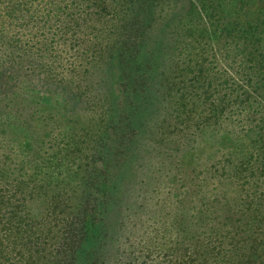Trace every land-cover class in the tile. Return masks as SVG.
<instances>
[{
  "label": "rangeland",
  "instance_id": "374dc122",
  "mask_svg": "<svg viewBox=\"0 0 264 264\" xmlns=\"http://www.w3.org/2000/svg\"><path fill=\"white\" fill-rule=\"evenodd\" d=\"M77 6L0 0V182L28 186L10 187V201L0 204V264H181L216 214L205 195L221 202L222 190L234 188L222 180L209 189L216 178L203 179L209 162L200 153L218 154L219 146L196 143L194 162L184 155L198 130L165 107L159 84L167 85L169 69L150 86L160 88L150 94L154 105L131 121L117 67L91 46L103 33ZM71 8L72 19L61 11ZM74 18L84 24L77 32L69 28ZM215 64L220 94L221 79L234 76ZM189 100L180 108L203 113ZM243 125L220 126L242 132Z\"/></svg>",
  "mask_w": 264,
  "mask_h": 264
},
{
  "label": "trees",
  "instance_id": "16d2710c",
  "mask_svg": "<svg viewBox=\"0 0 264 264\" xmlns=\"http://www.w3.org/2000/svg\"><path fill=\"white\" fill-rule=\"evenodd\" d=\"M70 2L78 4L74 8L78 13L85 12L88 25L97 26L103 33L96 34L102 36L94 38L91 46L103 64L117 67L118 85L124 94L121 103L131 121L136 122L137 114L154 105L150 94L158 95L160 88L150 93V86L157 75L169 69L170 77L164 78L167 85L159 84L166 92L160 95L169 99L165 107L174 105L184 128L187 119L198 130L194 139L184 143V155L194 162L196 143L219 146L214 148L219 149L218 154L200 153L199 159L209 162L203 179L216 178L209 189L217 188L222 180L234 188L231 194L228 188L222 190L218 195L221 202H216L214 194L205 195L204 204H210L216 214L181 264H264V0ZM61 11L72 19V8ZM83 25L74 18L69 28L77 32ZM217 60L228 65L234 76V81L230 76L221 79L220 94L217 86L221 87L215 82L217 71L211 70ZM103 97L110 105V95ZM186 98H194L189 100L192 107L200 101L203 113L185 112ZM176 121L173 123L179 126ZM240 121L245 124L242 132L234 130L240 133L220 126L230 127ZM243 147L249 149L246 155ZM2 165L0 173L4 171ZM3 184L0 182V204L10 201V187L22 193L28 187L23 180L8 189ZM19 200L22 203L23 197ZM202 212L208 213L207 208ZM80 226L82 236L85 225Z\"/></svg>",
  "mask_w": 264,
  "mask_h": 264
}]
</instances>
